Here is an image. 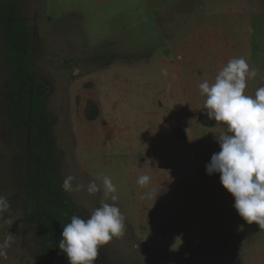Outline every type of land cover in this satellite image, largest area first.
Instances as JSON below:
<instances>
[{"label": "rangeland", "instance_id": "374dc122", "mask_svg": "<svg viewBox=\"0 0 264 264\" xmlns=\"http://www.w3.org/2000/svg\"><path fill=\"white\" fill-rule=\"evenodd\" d=\"M19 2L33 35L35 77L49 87L60 179L84 185L69 192L82 218L102 202L125 217L124 234L101 247L100 263L264 264V228L243 220L220 175L206 173L222 128L199 121V84L213 83L230 59L257 70L246 95L264 86V0ZM4 50L0 27V194L10 203L0 241L13 234L0 264H39L41 245L24 218L22 136L6 109ZM89 99L100 107L95 121L85 117ZM142 174L151 177L146 188L136 182ZM104 176L117 201L104 197ZM92 181L101 191L88 194ZM152 189L159 194L147 199Z\"/></svg>", "mask_w": 264, "mask_h": 264}, {"label": "clouds", "instance_id": "9594fccd", "mask_svg": "<svg viewBox=\"0 0 264 264\" xmlns=\"http://www.w3.org/2000/svg\"><path fill=\"white\" fill-rule=\"evenodd\" d=\"M257 74L245 58H232L213 83L205 80L199 84V90L205 97L203 108L207 118L218 122L222 128L214 133L220 151L211 156L206 173L220 175V183L234 197V208L243 220L264 228V86L258 87L254 95L245 94L247 79ZM74 179L71 175L64 179V191L84 188L82 184L74 187ZM136 182L146 188L151 177L142 174ZM102 190L105 198L118 200L117 188L110 177H103ZM86 191L95 194L101 188L92 181ZM158 194L159 191L152 189L146 193V198L156 199ZM9 209L7 197L0 194V217ZM124 230L125 217L119 207L102 202L87 219L72 215L70 223L63 226L58 247L66 254L69 264H94L99 249L114 237L122 236ZM12 243L13 234L0 241V257L7 258L6 250Z\"/></svg>", "mask_w": 264, "mask_h": 264}, {"label": "trees", "instance_id": "16d2710c", "mask_svg": "<svg viewBox=\"0 0 264 264\" xmlns=\"http://www.w3.org/2000/svg\"><path fill=\"white\" fill-rule=\"evenodd\" d=\"M0 27L5 43V60L11 70V98L6 109L12 130L22 136L21 186L25 193V222L35 230L41 245L39 264H69L58 245L63 226L70 223L72 215L82 217L75 209L69 192L64 191L59 176L60 158L51 133L52 117L47 108L49 87L35 77L33 35L19 0L0 3ZM100 107L89 99L85 117L95 121ZM199 121L205 126H215L202 109ZM176 136L185 138L176 128ZM98 258L94 264L100 263Z\"/></svg>", "mask_w": 264, "mask_h": 264}, {"label": "crops", "instance_id": "0c3cea01", "mask_svg": "<svg viewBox=\"0 0 264 264\" xmlns=\"http://www.w3.org/2000/svg\"><path fill=\"white\" fill-rule=\"evenodd\" d=\"M190 15H191V12H190Z\"/></svg>", "mask_w": 264, "mask_h": 264}]
</instances>
